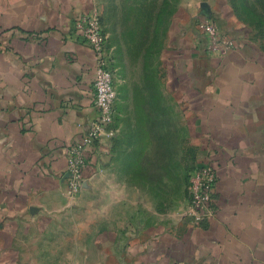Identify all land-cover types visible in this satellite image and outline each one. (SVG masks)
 I'll list each match as a JSON object with an SVG mask.
<instances>
[{
	"label": "crops",
	"instance_id": "0c3cea01",
	"mask_svg": "<svg viewBox=\"0 0 264 264\" xmlns=\"http://www.w3.org/2000/svg\"><path fill=\"white\" fill-rule=\"evenodd\" d=\"M101 7L0 0V264H264V47L226 0H192L163 50L196 165L217 169L215 214L197 225L188 195L169 206L117 170L119 126L88 152L80 194L68 193V145L96 115L97 58L76 22ZM206 17L236 48L207 51Z\"/></svg>",
	"mask_w": 264,
	"mask_h": 264
},
{
	"label": "rangeland",
	"instance_id": "374dc122",
	"mask_svg": "<svg viewBox=\"0 0 264 264\" xmlns=\"http://www.w3.org/2000/svg\"><path fill=\"white\" fill-rule=\"evenodd\" d=\"M101 1L106 58L119 94L113 124L120 128L116 168L135 177L136 185L148 188L156 200L161 190L168 205L174 206L187 198L188 175L200 151L189 134L186 112L180 125L181 111L168 83L163 50L173 19L192 0ZM226 3L249 37L264 47V0ZM162 158L167 159V168H159Z\"/></svg>",
	"mask_w": 264,
	"mask_h": 264
},
{
	"label": "built area",
	"instance_id": "2783aa9c",
	"mask_svg": "<svg viewBox=\"0 0 264 264\" xmlns=\"http://www.w3.org/2000/svg\"><path fill=\"white\" fill-rule=\"evenodd\" d=\"M200 29L210 54L223 56L237 46L236 40L210 17L200 22ZM76 30L77 34L93 48L97 58L93 84L96 115L81 138L70 143L67 148V190L71 196H76L82 191L84 171L90 160L88 154L90 149L104 137L113 138L116 135L117 129L113 124L117 115L119 95L113 71L106 58L107 36L103 30L101 12L94 8L79 16ZM217 179V169L212 163L199 165L189 174L188 207L184 215L191 217L197 225L215 214L214 192Z\"/></svg>",
	"mask_w": 264,
	"mask_h": 264
},
{
	"label": "trees",
	"instance_id": "16d2710c",
	"mask_svg": "<svg viewBox=\"0 0 264 264\" xmlns=\"http://www.w3.org/2000/svg\"><path fill=\"white\" fill-rule=\"evenodd\" d=\"M116 110H117V108H116ZM116 116H117V115H116ZM116 126H117V125H116ZM116 126L113 125V127H115V128H116ZM197 166H199V165H196V166L193 168V170H194ZM188 180H189V175H188Z\"/></svg>",
	"mask_w": 264,
	"mask_h": 264
}]
</instances>
